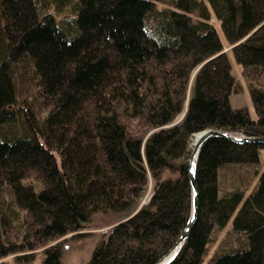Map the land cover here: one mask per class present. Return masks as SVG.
I'll return each instance as SVG.
<instances>
[{
	"label": "trees",
	"instance_id": "obj_1",
	"mask_svg": "<svg viewBox=\"0 0 264 264\" xmlns=\"http://www.w3.org/2000/svg\"><path fill=\"white\" fill-rule=\"evenodd\" d=\"M231 54L255 117L231 105ZM210 129L264 137V0H0V264H62L56 241L108 226L87 264H157ZM261 148L203 145L169 264H264Z\"/></svg>",
	"mask_w": 264,
	"mask_h": 264
},
{
	"label": "rangeland",
	"instance_id": "obj_2",
	"mask_svg": "<svg viewBox=\"0 0 264 264\" xmlns=\"http://www.w3.org/2000/svg\"><path fill=\"white\" fill-rule=\"evenodd\" d=\"M211 23L216 25L217 29L219 30L221 38L224 40V36L222 34L220 24L218 22H215V19H211ZM230 49H231V47H228V45H226L225 52L229 53ZM229 57H230L231 64H232L233 75L235 76L237 83H239L243 88L242 91H240L238 93H233V95L231 96V105L234 109L248 108L252 117H255V112H254V107H253V103L251 100L250 92L248 90L245 79L242 75L241 67L236 62V60L232 54L229 55ZM182 116L183 115H181V117ZM181 117H179V119ZM206 131H208V130H206ZM204 132L205 131L194 134V136L202 134ZM194 136L190 140L191 152L193 150L192 144H193ZM259 154H260L261 162L264 165V148H261L259 150ZM151 195H152V183H150L141 205L148 203V201L151 198ZM231 225H232V220L230 221V223L227 225V227L224 230H222L221 232H219L216 235L217 236L216 242L213 244V246L210 247V256H212L214 254L217 247L220 244H222L223 242L229 241L230 245L234 244L233 243L234 240H232V237L228 235V233L232 227ZM110 228H111V226L101 227V228H91V229L88 228V229L79 231L75 235H67L66 237L56 241L55 243L62 241V248H63L62 264H87V262L91 258L92 252H93L96 244L98 243L99 239ZM41 250L42 249L33 252V253H36L35 254L36 258L34 259V261H32L28 264H41V261L43 259V255L41 254ZM26 254H32V253H26ZM26 254H23V255H26ZM15 256H17V255L8 256L7 258L3 259L2 261L5 260L6 264H16L14 261Z\"/></svg>",
	"mask_w": 264,
	"mask_h": 264
},
{
	"label": "water",
	"instance_id": "obj_3",
	"mask_svg": "<svg viewBox=\"0 0 264 264\" xmlns=\"http://www.w3.org/2000/svg\"><path fill=\"white\" fill-rule=\"evenodd\" d=\"M184 118L183 116L176 122L179 123ZM212 137H224L230 139L233 142L244 143H260L264 144V137H247L236 132H228L222 130H210L205 131L203 135L198 139L196 147L192 150L190 155V164H189V177L192 186V211L183 231L180 239L176 242L172 249L157 263V264H168L173 258H175L181 249L183 248L189 234L196 222L197 219V207H198V190L196 185V168L199 159V155L203 145Z\"/></svg>",
	"mask_w": 264,
	"mask_h": 264
},
{
	"label": "bare ground",
	"instance_id": "obj_4",
	"mask_svg": "<svg viewBox=\"0 0 264 264\" xmlns=\"http://www.w3.org/2000/svg\"><path fill=\"white\" fill-rule=\"evenodd\" d=\"M211 130H213V129H211ZM208 131H210V130H208ZM237 133H238V132H237ZM239 134L244 135V134H242V133H239ZM202 135H203V133L194 136V138H193V144H192L193 149L196 147V144H197V142H198V139H199ZM244 136H246V135H244ZM247 137H250V136H247ZM212 138H214V137H212ZM210 139H211V138H210ZM173 259H174V258H173ZM173 259H172V260H173ZM172 260H171V261H172ZM171 261H170V262H171ZM170 262H169V263H170ZM169 263H168V264H169Z\"/></svg>",
	"mask_w": 264,
	"mask_h": 264
}]
</instances>
